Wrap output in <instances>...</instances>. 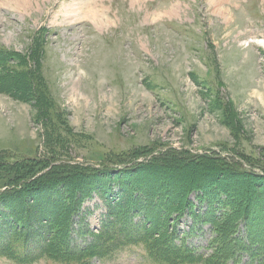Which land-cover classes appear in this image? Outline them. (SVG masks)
I'll use <instances>...</instances> for the list:
<instances>
[{
  "label": "rangeland",
  "instance_id": "374dc122",
  "mask_svg": "<svg viewBox=\"0 0 264 264\" xmlns=\"http://www.w3.org/2000/svg\"><path fill=\"white\" fill-rule=\"evenodd\" d=\"M38 1L0 0V264H264V0Z\"/></svg>",
  "mask_w": 264,
  "mask_h": 264
},
{
  "label": "trees",
  "instance_id": "16d2710c",
  "mask_svg": "<svg viewBox=\"0 0 264 264\" xmlns=\"http://www.w3.org/2000/svg\"><path fill=\"white\" fill-rule=\"evenodd\" d=\"M0 90H3L5 92H9V91L11 92L12 91L16 97L18 96V98H21V97H19V94L23 95V94L27 93V90H29V89H28V86L26 85V83H21V81L19 79L17 81L15 80L14 82H12L8 79V75H7L3 78H0ZM5 154L6 153H4V152H0V167L4 166L3 165L4 160L7 158V156ZM161 155H164V154H160V156L158 157L159 159H157V161H156V165L160 164ZM219 159L220 160H226V158L222 159L221 157H219ZM219 159H213V160H219ZM144 163H148V161H146ZM116 164H120V163L118 162ZM152 165H153V163H152ZM116 168H117V166L111 167L110 165H108V173L110 172L112 174H116L115 173V172H117V171H115ZM123 171H126V170L118 169V173L123 172ZM246 175L252 176L250 174H246ZM253 177H256L257 179H264V175L262 173L261 174H255V175H253ZM118 204H121V203H118ZM122 204H124V203H122ZM251 205L250 204H248L247 206L244 205L245 213L242 215V219L245 221L244 226H243L244 227V229H243L244 234H243V237H241V235H240V237L243 239L251 240V241L255 240V241L261 242V238L257 235H256V237L252 238V234L250 233V230H249V228L254 229V231L255 230L256 231L263 230L260 228L261 224L258 223L257 218L254 217L255 220H253L252 222H250V221L246 222V220H249L248 218H250V216H248V215L250 214ZM259 206H260V203H259ZM260 207H258V208H260ZM16 225L17 224L16 223L14 224V222H12L10 225H8V227L6 229H9V234L13 233L15 229L19 228ZM21 229H24V228H21ZM26 229H28V228H26ZM240 234H241V231H240ZM169 238L170 239H166V241H165L166 245L163 244L165 246H159L156 243V241H153L151 238H149V240H151L150 244L147 243L148 239L145 241L147 248L149 250V254L151 255L152 258L164 261V260L169 259V257L171 258L173 253H179V254H181V256H183L185 258L189 256L188 255L189 254L188 245L184 246L183 243L182 244H179V243L174 244V242L172 241V237H169ZM238 240H239V237H238Z\"/></svg>",
  "mask_w": 264,
  "mask_h": 264
},
{
  "label": "bare ground",
  "instance_id": "6f19581e",
  "mask_svg": "<svg viewBox=\"0 0 264 264\" xmlns=\"http://www.w3.org/2000/svg\"><path fill=\"white\" fill-rule=\"evenodd\" d=\"M24 1V0H23ZM30 1V0H29ZM38 1V0H37ZM17 2V1H16ZM15 2V4H16ZM39 2V1H38ZM25 3V2H24ZM29 3V2H28ZM18 4V3H17ZM20 4V3H19ZM31 4V3H30ZM25 6V5H24ZM33 8V7H32ZM61 10L64 18L69 23L79 20L81 17L85 16V13H95L97 8L90 7L89 0H69V2L62 5ZM95 14H91L94 17ZM82 19V18H81ZM67 22V24H68ZM118 173V172H117ZM126 184V183H125ZM68 185V184H67ZM139 186V185H137ZM125 188V187H124ZM65 189V188H64ZM65 191V190H64ZM69 191V190H68ZM72 191V190H71ZM126 191V189H125ZM70 192V191H69ZM127 192V191H126ZM140 192V191H139ZM146 193V192H145ZM118 194V193H117ZM146 195V194H145ZM171 196V195H170ZM72 198V197H71ZM169 201V200H168ZM174 202V201H173ZM182 217V216H181ZM253 219V218H252ZM255 220V219H254Z\"/></svg>",
  "mask_w": 264,
  "mask_h": 264
}]
</instances>
